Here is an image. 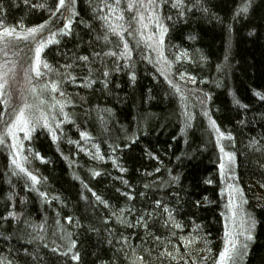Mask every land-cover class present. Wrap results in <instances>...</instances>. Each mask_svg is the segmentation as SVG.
<instances>
[{"label":"trees","instance_id":"obj_1","mask_svg":"<svg viewBox=\"0 0 264 264\" xmlns=\"http://www.w3.org/2000/svg\"><path fill=\"white\" fill-rule=\"evenodd\" d=\"M241 2L156 0L158 52L128 0H75L55 16V0H2L0 27L27 34L5 36L27 62L29 28L71 21L31 75L36 127L0 144L2 264H219L233 244L224 264H264V0L247 13ZM13 112L0 103V132Z\"/></svg>","mask_w":264,"mask_h":264},{"label":"snow or ice","instance_id":"obj_2","mask_svg":"<svg viewBox=\"0 0 264 264\" xmlns=\"http://www.w3.org/2000/svg\"><path fill=\"white\" fill-rule=\"evenodd\" d=\"M27 2H28V0H25V3H27ZM173 2H174V5L179 8L181 6V4L183 3V0H173ZM155 3H156V0H128L127 7L129 9H134L137 4H139L141 7H143L145 4H147L149 6H154ZM74 4H75V0H55L54 8L53 9H49V11L52 13L53 16H55L56 13H57V10H59L61 8H65V9H67V11H69L71 13V12H74V7H73ZM250 4H251V0H242V2L237 5L236 12L247 13ZM33 7H47V5L44 4V3H40L39 5H33ZM100 7H104V5L101 4ZM113 7H115V5H113ZM0 10H2V0H0ZM205 11H207V9H205ZM138 15H140V14L138 13ZM140 18L143 19V16L140 15ZM0 23H2V21H0ZM44 23L46 24L47 21H45ZM70 24H71V21L70 20H66L63 27L57 29L56 32L50 33L51 40L55 39L57 32H59V33L66 32L69 29ZM159 26L164 31H167V28L164 27L163 25H159ZM42 27H43V24L42 25H36V26H34L32 28H29L28 29V33H34L38 29H40ZM14 34L15 35H27L26 33L15 32L12 27H0V39H3L4 36H12ZM105 39H107V37H105ZM160 39L161 40L163 39L162 35H161ZM51 40L47 41L46 43H50ZM43 47H44V44L41 43L35 48V54H34L33 59H32L31 71L34 72L36 76H40L41 75V68H40L41 64H43V67L45 69L49 68V64L46 61H41V59H40V52H41ZM125 48H127L126 44H125ZM109 51H111V50H109ZM5 54L7 55V53H5ZM80 59L86 61L88 58L86 56H82V57H80ZM6 65H7V62L5 61L4 62V66H6ZM107 72H108V70L105 69L104 70L105 75H107ZM6 75H7V73L4 70V68L0 67V97H4V99H0V103H3V104H6L7 100H8V98L6 96H4V92H3V89H4L5 85L8 83L7 79H5ZM130 75L134 76L135 74L134 73H130ZM73 82H76V81L74 80ZM104 83L106 84L107 80H105ZM170 83H171V81H170ZM51 84H52L53 89H55L56 86H57L56 82L52 81ZM44 86L46 87V85H44ZM31 87H32V90L35 91V86L32 85ZM256 94L258 96L259 95H264V94H262L260 92H257ZM41 99H42V97H41ZM68 102L71 103V101H68ZM234 103H240V101L239 100H234ZM30 107H31V105H29L28 103H24V104H22L20 106L19 111L16 113V116H15V119L13 120V122L11 124H7L5 126V131L4 132H0V144L6 143V134L15 137V131H14V126L15 125H19V124L24 125V129H25V133L26 134L36 127V123H30L29 117L25 115V110L27 108H30ZM0 115H2V113H0ZM66 118L67 119H71V117H68V116H66ZM40 119L43 120V123H44L45 126L51 128V125H49L48 122H47V117L43 114V110H41ZM57 123H60V122L58 121ZM87 135H88V133L81 132V136H87ZM219 135L220 136H224V135L231 136V133L230 132L229 133L220 132ZM52 138H53V140H55L57 137H56L55 134H53ZM15 147H16V145H13V148H15ZM84 150L87 151V149H84ZM20 155L21 154L19 152L15 153L16 157H20ZM35 155L41 160L45 159V157L43 155H41L40 153H38V152L35 153ZM228 155L231 156L233 154H228ZM12 163L15 164L16 167L20 169V171L26 173L27 176L31 178V181H32L33 184H35L36 181L39 179V177L34 175L32 172L28 171V169L24 166V164L21 162L20 159H14L12 161ZM121 171H124V169H121ZM97 174H98V172L95 171V170L92 172V175H97ZM124 183L127 184V181H124ZM209 183H211V181H209ZM37 191H39V190L37 189ZM41 195L46 196L47 194L46 193H41ZM128 195H131V193H128ZM96 199L100 200L101 197L100 196H96ZM103 203L107 204L108 202L107 201H103ZM155 203L156 204H160L161 201L157 200V201H155ZM165 207H167V206H165ZM6 215L15 216L17 214L14 213V212H8V213H6ZM141 220H143V217H141ZM165 223H168V221H165ZM174 223H175V227H177V228L182 227V225L180 223H178V222H174ZM247 235L249 237H251V233L250 232L247 233ZM72 243L74 244L75 241H72ZM230 249L234 250L235 249V245L234 244L233 245H229L228 247H226L225 249H223L221 251V253H220L221 259L219 261V264H224V258L229 255V250ZM56 251H59V249H56ZM72 259L78 260L79 259V254H73ZM0 264H2V262H0Z\"/></svg>","mask_w":264,"mask_h":264},{"label":"rangeland","instance_id":"obj_3","mask_svg":"<svg viewBox=\"0 0 264 264\" xmlns=\"http://www.w3.org/2000/svg\"><path fill=\"white\" fill-rule=\"evenodd\" d=\"M138 13L143 16V19L140 18L139 21V32L140 35L149 42L150 45L153 46L154 50L160 52V44H161V35H163V29L159 26L161 25L159 21L157 20V16L155 13V5L149 6L145 4L143 7H140ZM37 30L33 34V44L31 45V58L27 62L25 58H22L21 53L19 54L17 52V49L13 46L14 44H11L10 41L7 42L8 39L3 37V39H0V67H3L6 71L7 75L5 79H7L8 83L5 85L3 92L4 96L8 98L7 100V106L11 107L13 109L14 115L11 119H15L16 113L19 111V108L22 104L30 102H38L39 99L34 95V91L32 90V71H31V64L32 59L35 54V48L43 43L45 44L47 41L51 39L50 35L47 36V33L40 32ZM13 40L11 39V42ZM7 53V55L5 54ZM7 62V65L4 66V62ZM4 99V97H1ZM11 123L13 121H10ZM10 123V124H11ZM15 133H19L20 136H24L25 129L24 125L19 124L14 126ZM13 138V136H11ZM12 149L15 150L16 147L19 146L18 140L14 138L12 140ZM13 145H16L15 148H13ZM224 159L226 164H230L231 157L224 153ZM15 158H17L15 156ZM20 158V157H19ZM17 158V159H19ZM233 209V206H232ZM232 218L234 219V213H232ZM241 221V219H240ZM245 222L244 219H242L241 222H239V226L241 228V232L243 231L244 234L247 233L246 228L247 222Z\"/></svg>","mask_w":264,"mask_h":264}]
</instances>
